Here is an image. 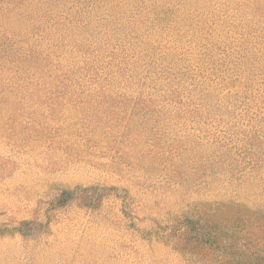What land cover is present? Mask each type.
<instances>
[{"label": "rangeland", "instance_id": "374dc122", "mask_svg": "<svg viewBox=\"0 0 264 264\" xmlns=\"http://www.w3.org/2000/svg\"><path fill=\"white\" fill-rule=\"evenodd\" d=\"M258 263L264 0H0V264Z\"/></svg>", "mask_w": 264, "mask_h": 264}, {"label": "trees", "instance_id": "16d2710c", "mask_svg": "<svg viewBox=\"0 0 264 264\" xmlns=\"http://www.w3.org/2000/svg\"><path fill=\"white\" fill-rule=\"evenodd\" d=\"M219 260H220V261H223V260H224V258H223V257H222V258L220 257V258H219ZM258 264H259V263H258Z\"/></svg>", "mask_w": 264, "mask_h": 264}]
</instances>
